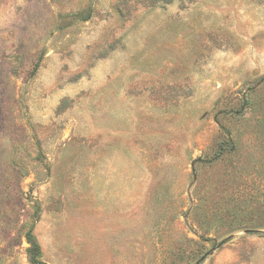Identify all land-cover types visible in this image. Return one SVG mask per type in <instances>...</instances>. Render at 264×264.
<instances>
[{
	"label": "rangeland",
	"instance_id": "obj_1",
	"mask_svg": "<svg viewBox=\"0 0 264 264\" xmlns=\"http://www.w3.org/2000/svg\"><path fill=\"white\" fill-rule=\"evenodd\" d=\"M264 264V0H0V264Z\"/></svg>",
	"mask_w": 264,
	"mask_h": 264
},
{
	"label": "trees",
	"instance_id": "obj_2",
	"mask_svg": "<svg viewBox=\"0 0 264 264\" xmlns=\"http://www.w3.org/2000/svg\"><path fill=\"white\" fill-rule=\"evenodd\" d=\"M153 3H171L173 0H152ZM27 242L29 244V249H28V259L31 264H42L40 262V252H39V247L36 241L29 236L27 239Z\"/></svg>",
	"mask_w": 264,
	"mask_h": 264
}]
</instances>
